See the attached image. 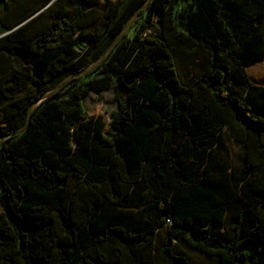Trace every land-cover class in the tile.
<instances>
[{"label": "trees", "instance_id": "1", "mask_svg": "<svg viewBox=\"0 0 264 264\" xmlns=\"http://www.w3.org/2000/svg\"><path fill=\"white\" fill-rule=\"evenodd\" d=\"M145 1L36 0L18 19L13 35L49 14L0 90V264H264V85L246 73L264 0H152L1 140ZM112 87L110 122L88 115Z\"/></svg>", "mask_w": 264, "mask_h": 264}, {"label": "rangeland", "instance_id": "2", "mask_svg": "<svg viewBox=\"0 0 264 264\" xmlns=\"http://www.w3.org/2000/svg\"><path fill=\"white\" fill-rule=\"evenodd\" d=\"M119 3V0H112ZM36 3V0H9V7L6 11L0 12V90L6 84L7 77L12 72L18 71L19 66L23 63L21 55L25 52L29 55L35 48L29 44V40L43 32L49 24V14L42 13L37 16L43 9L38 10L29 19L30 23L25 26L22 32L18 35H13L12 32L19 27L16 25L18 19L22 16L30 5ZM100 15V13H99ZM92 22L88 27V31L94 30ZM247 77L250 81L256 84L264 85V59L252 66L246 68ZM123 94L125 91L121 90ZM23 100V94L19 96L18 101ZM10 105L0 92V108H8ZM85 107L88 115L102 114L107 123L110 122V113L117 108L115 100V89L102 92L100 95L90 93L85 100ZM12 108L16 109V106ZM228 141L231 146L235 158L239 155V150L233 140L228 136Z\"/></svg>", "mask_w": 264, "mask_h": 264}, {"label": "water", "instance_id": "3", "mask_svg": "<svg viewBox=\"0 0 264 264\" xmlns=\"http://www.w3.org/2000/svg\"><path fill=\"white\" fill-rule=\"evenodd\" d=\"M152 0H146L140 7L139 9L134 13V15L130 18V20L127 22V24L123 27V29L116 35V37L114 38V40L112 41V43L107 47V49L105 50V52L99 57V59L97 61H95L93 64H91L90 66H88L87 68H85L84 70H82L81 72H75L72 73L71 75L67 76L65 79H63L55 88L51 89L50 91L44 93L43 95H41L40 98H38L35 102H33V104L31 105L29 111H28V118H27V122L24 126H22L21 128L11 132L8 135H4L1 140L17 134V133H21L23 132L27 126L28 123L30 121V118L33 114V111L35 109V107L42 102L43 100H46L51 94H53L54 92H57L59 90H61L72 78L80 75V74H85L88 73L90 71L95 70L96 68H98L101 63L107 58V56L110 54V52L113 50V48L117 45V43L121 40V38L127 33V31L130 29L131 25L135 22V20L138 17L139 11L142 9H145L151 2Z\"/></svg>", "mask_w": 264, "mask_h": 264}]
</instances>
